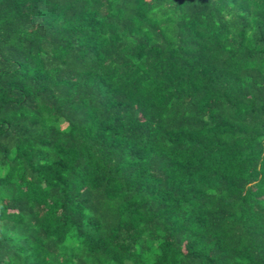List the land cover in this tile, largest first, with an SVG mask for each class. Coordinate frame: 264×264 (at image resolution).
<instances>
[{
	"label": "trees",
	"instance_id": "16d2710c",
	"mask_svg": "<svg viewBox=\"0 0 264 264\" xmlns=\"http://www.w3.org/2000/svg\"><path fill=\"white\" fill-rule=\"evenodd\" d=\"M0 264H264V0H0Z\"/></svg>",
	"mask_w": 264,
	"mask_h": 264
}]
</instances>
